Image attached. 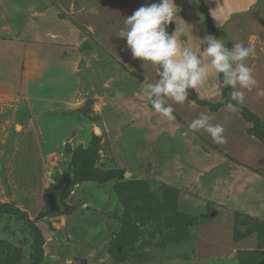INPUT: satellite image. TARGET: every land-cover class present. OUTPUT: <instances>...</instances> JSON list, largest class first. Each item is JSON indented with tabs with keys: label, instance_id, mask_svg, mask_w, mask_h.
Wrapping results in <instances>:
<instances>
[{
	"label": "rangeland",
	"instance_id": "obj_1",
	"mask_svg": "<svg viewBox=\"0 0 264 264\" xmlns=\"http://www.w3.org/2000/svg\"><path fill=\"white\" fill-rule=\"evenodd\" d=\"M56 5L57 0H0V41L24 47L19 62L0 68V206H10L0 210V264H38L41 255L49 264H206L231 258L264 264V223L244 214L236 221L241 213L223 199L224 186L240 170L237 163L223 155L221 164L211 162L219 155L215 149L177 112L172 119L156 113L142 92L144 80L84 28L82 45L49 43L48 19L42 28L34 20ZM206 11V34L227 37ZM67 16L57 10L58 19L72 21ZM246 23L241 21L243 34H254L259 58L264 30L252 31ZM41 33L48 46L34 42ZM11 51L0 47L5 57ZM120 171L126 172L123 180ZM105 177L103 183L91 181ZM65 182L66 211H52L47 196ZM121 183L135 185L119 196ZM248 183L247 189L264 192L263 184ZM216 191L219 196L211 194ZM244 193L232 197L233 205L254 208L256 200ZM87 216L95 225L102 217L104 240L87 239ZM234 230L245 251L220 249L221 243L230 246Z\"/></svg>",
	"mask_w": 264,
	"mask_h": 264
},
{
	"label": "crops",
	"instance_id": "obj_2",
	"mask_svg": "<svg viewBox=\"0 0 264 264\" xmlns=\"http://www.w3.org/2000/svg\"><path fill=\"white\" fill-rule=\"evenodd\" d=\"M203 1L206 9H208L211 15L216 29L221 31V33L223 31L228 34V36L226 35L227 37L222 39L225 46L231 48L234 42H242L245 46L251 45L255 48L256 43H254V34L251 32L243 34L245 28L241 24V21L245 19L247 22L246 26L250 27L252 31H263L264 18H261V15H264V0H236L234 2L231 0ZM175 2L180 8L178 9L179 13H177V22L183 29V33H178V39L181 41L182 46L191 47L196 52L202 51L207 46L203 43L204 37L211 34L209 32L206 34L204 30L207 27V23H205V18L202 16L201 4H198V0H175ZM150 3L155 2L154 0H57L55 8L49 7L46 11L40 13L34 22L42 28V26L47 23L46 20L48 19L46 25H51L52 27L50 28H53V33H51V39L53 40L49 39L47 41L49 43L65 44V46L69 47L79 46L83 43L81 28H84L91 37V40L111 53L127 69H130L134 74L140 75L144 82L154 83L159 79V68L154 67L151 63H146L143 66L144 62L141 59H133L130 49L127 48L126 39L118 36L123 27L124 18L133 14V12L142 5ZM57 10L66 13L72 21L70 19H58ZM192 14L194 15L191 16ZM255 17L258 19V23H254ZM177 22L173 21L171 27H167V31L169 32L171 29V31L174 32L177 28ZM237 22L239 23L237 24ZM191 33L194 35L191 36ZM238 33H241L240 38L237 35ZM26 36L29 38V34ZM44 36L45 34L42 35L41 33L36 36L34 42L48 46L49 44L46 43L47 41ZM214 37L216 36L214 35ZM0 47H6L7 50L10 49L12 50L11 52H15V54L12 56L9 55L8 57L2 54L0 55V68L4 67L3 64L11 65L20 61V57L18 56L24 51L22 44L17 46L10 41H0ZM245 63L253 69V75L257 80V85L251 89L244 90L245 100L242 106L247 108L264 123V95L261 94V92H264V54L259 58L253 54L245 60ZM11 71H13V69H11ZM221 77L222 74L213 71L204 85L195 90L199 100L213 105H220L218 111H212L208 106L200 105L192 101L189 96L183 104H177L171 99H168L167 103L172 106L173 111L177 112L188 126L194 119L198 118L199 115L203 113L212 117L211 123L220 124L224 127L223 135L226 137V141L222 144L215 143L210 134L202 129L198 131L191 130L195 133L197 138H200L202 142L212 146V148L215 149V153L219 154L218 156H212L213 161L211 162L216 163L218 161L219 164H221L220 162L222 161H220L221 159L218 157L223 155L233 159L240 169L238 171L240 174L236 172L237 175L232 178L233 180L224 186L225 190L228 192V197L226 198L225 196L223 198L228 206H230V209L233 208L235 209L234 212L241 213L237 215L236 221L244 214L247 219H251L258 223H264V192L261 191L260 188L256 190L254 188L247 189V184H249L248 182H252V179L253 182L257 183L262 181L260 184L264 185V142L251 134L250 131L255 126L254 122L246 120L238 110L230 112L226 108L227 103H234L235 101H231L230 99V88L219 87ZM188 138L196 144L194 139ZM216 168L215 166L214 169L216 170ZM194 175L195 174H191L190 176L193 177ZM200 182L202 183V181ZM189 183L191 186L192 181H189ZM168 184L176 186L171 183ZM89 185L92 187L98 186L94 184ZM222 188L223 186H221V189ZM198 192L200 191L198 190ZM241 192H245V198L256 200L255 204L257 205L254 208L257 207V210L254 209L253 206L251 208L249 207L250 209H245L237 204L233 205L232 197L238 196V193ZM211 194L219 196L217 191ZM221 196L222 195H220V197ZM236 200L237 199H235V201ZM116 201V198H114L110 207L111 209L116 206ZM229 203H232L233 207H231ZM97 219L98 222L101 221V223H97V225H95L96 219L89 222V216H87L82 223V229L85 230L88 236L87 239L89 240L91 238L96 239L95 237L98 236L101 240L106 238L107 234L103 232L104 223L102 217H100V220L99 218ZM217 220H221V217L218 216L216 221ZM220 231V229L216 230V232ZM230 234L232 240L229 244L230 246L227 245V247H225L221 243V245H219L220 249H229V252L234 250L245 251V249L242 248V242L244 240L242 241L236 237V230ZM224 243H227V241H224ZM50 262L51 260L45 259L43 264H49ZM185 264L201 263L186 261ZM206 264H239V262H237L235 258H231L216 262H208Z\"/></svg>",
	"mask_w": 264,
	"mask_h": 264
},
{
	"label": "clouds",
	"instance_id": "obj_3",
	"mask_svg": "<svg viewBox=\"0 0 264 264\" xmlns=\"http://www.w3.org/2000/svg\"><path fill=\"white\" fill-rule=\"evenodd\" d=\"M180 9L175 0H157L156 3L142 5L130 16L124 18L123 27L118 36L126 39L133 59H141L159 68V79L154 83L145 81L142 92L147 97L152 109L172 119L173 108L167 103L171 99L183 104L190 89H198L208 80L210 74H222L219 85L230 88V99L226 108L230 112L238 110L245 100V89L257 85L253 69L245 60L255 53L253 46L234 42L232 47L225 46L221 38L206 35L203 43L207 46L200 52L191 47L182 46L178 33L183 29L177 22ZM177 22V28L169 33L167 27ZM187 36V35H184ZM264 95V92H261ZM212 117L201 113L189 128L193 131L204 130L215 143H224V127L211 123Z\"/></svg>",
	"mask_w": 264,
	"mask_h": 264
},
{
	"label": "trees",
	"instance_id": "obj_4",
	"mask_svg": "<svg viewBox=\"0 0 264 264\" xmlns=\"http://www.w3.org/2000/svg\"><path fill=\"white\" fill-rule=\"evenodd\" d=\"M199 3L201 4V10L203 12L204 15L208 16V13L205 9V5H204V1L203 0H198ZM154 2L156 3L157 0H154ZM205 9V10H204ZM207 21L209 23V27L211 29H213L214 31V26L213 24L210 22V19L207 17ZM171 27V24L169 25ZM136 76H140V75H137L135 74ZM141 77V76H140ZM142 78V77H141ZM143 79V78H142ZM189 98L192 100V101H195L197 103H199L200 105H206L208 106L212 111H218V109L220 108V105H213V104H210V103H207V102H204V101H201L197 98V95L195 93V90L194 89H190L189 90V94H188ZM235 104V102L233 103ZM238 107V111L242 114V116L248 120V121H252L254 122L255 126L254 128L250 131L252 135H254L255 137L259 138L261 141L264 142V131L261 132L259 131V124L261 125H264V123L257 117L255 116L254 114H252L247 108L243 107V106H237ZM250 115V116H249ZM125 173L126 172H123V171H120V174H121V177L120 179H124V176H125ZM94 180H97L99 183H103V182H106L107 180H109V177H105V179H99V178H96V179H92L91 181H94ZM141 183H136V185H140ZM133 185H135V183H130V184H126V183H121L120 185H117L116 186V192L117 194L120 196L122 195V188H124V192H125V188H130L132 187ZM174 191V190H173ZM134 201L131 200V203H133ZM10 207L9 205L5 204L3 206H0V210H3V209H6ZM48 208H50L48 206ZM66 208V207H65ZM16 212L20 215H25L23 214L22 212H20L19 210H16ZM257 223V222H256ZM127 222L124 223V227L126 228L127 227ZM42 258V259H41ZM45 257L43 255H41L40 257V261L38 264H43L44 262V259Z\"/></svg>",
	"mask_w": 264,
	"mask_h": 264
},
{
	"label": "water",
	"instance_id": "obj_5",
	"mask_svg": "<svg viewBox=\"0 0 264 264\" xmlns=\"http://www.w3.org/2000/svg\"><path fill=\"white\" fill-rule=\"evenodd\" d=\"M67 188V183H63L57 187L54 191V195L47 196V202L52 211L60 210L62 213L66 211V208L62 204V195Z\"/></svg>",
	"mask_w": 264,
	"mask_h": 264
},
{
	"label": "bare ground",
	"instance_id": "obj_6",
	"mask_svg": "<svg viewBox=\"0 0 264 264\" xmlns=\"http://www.w3.org/2000/svg\"><path fill=\"white\" fill-rule=\"evenodd\" d=\"M193 25V24H192Z\"/></svg>",
	"mask_w": 264,
	"mask_h": 264
}]
</instances>
